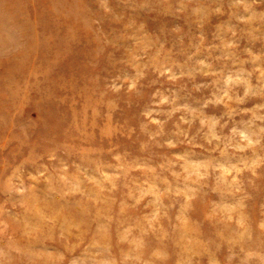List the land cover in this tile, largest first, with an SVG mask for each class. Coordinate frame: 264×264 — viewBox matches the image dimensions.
Instances as JSON below:
<instances>
[{
	"label": "rangeland",
	"instance_id": "obj_1",
	"mask_svg": "<svg viewBox=\"0 0 264 264\" xmlns=\"http://www.w3.org/2000/svg\"><path fill=\"white\" fill-rule=\"evenodd\" d=\"M261 105L264 0H0V264H264Z\"/></svg>",
	"mask_w": 264,
	"mask_h": 264
},
{
	"label": "clouds",
	"instance_id": "obj_2",
	"mask_svg": "<svg viewBox=\"0 0 264 264\" xmlns=\"http://www.w3.org/2000/svg\"><path fill=\"white\" fill-rule=\"evenodd\" d=\"M132 87H134V85L132 86ZM230 100H231V97H229L228 96V93L226 92L225 94H224V97H222L221 99H220V102H223V103H225V105H230ZM261 107H264V105H261ZM193 115L194 116H198L199 115V113H196L195 112V110H193ZM260 119H264V116H261V117H259ZM207 123V121L206 120H201V124L203 125V124H206ZM215 123H217V122H213V127H214V125H215ZM235 131V130H234ZM213 135H215V133H213ZM239 135H240V139L242 140V141H244V142H247V143H251L252 141L251 140H249V138H248V135H246L245 133H243V132H241V133H239ZM217 139H218V137H217ZM169 143H171V142H169ZM219 168H220V177H222V176H224V172H225V170H223V168H222V165L221 166H218ZM228 175H230V172L229 173H227ZM198 176H203V175H206V173H199V174H197Z\"/></svg>",
	"mask_w": 264,
	"mask_h": 264
}]
</instances>
